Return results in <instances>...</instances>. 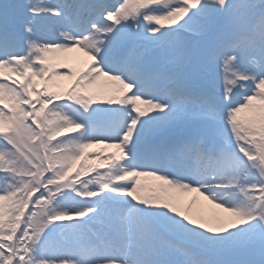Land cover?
<instances>
[{
  "label": "snow or ice",
  "instance_id": "snow-or-ice-1",
  "mask_svg": "<svg viewBox=\"0 0 264 264\" xmlns=\"http://www.w3.org/2000/svg\"><path fill=\"white\" fill-rule=\"evenodd\" d=\"M0 264H264V0L0 3Z\"/></svg>",
  "mask_w": 264,
  "mask_h": 264
},
{
  "label": "rangeland",
  "instance_id": "rangeland-1",
  "mask_svg": "<svg viewBox=\"0 0 264 264\" xmlns=\"http://www.w3.org/2000/svg\"><path fill=\"white\" fill-rule=\"evenodd\" d=\"M5 2V0H0V3ZM110 151H114V149H109ZM89 151H96V149ZM83 178V177H82ZM196 197V203L193 205V208H205V209H211L212 206L207 203V201L203 200L202 197L199 196L198 193H190V194H183L180 197L181 203L184 205H187V203L193 198ZM219 211V210H217Z\"/></svg>",
  "mask_w": 264,
  "mask_h": 264
}]
</instances>
